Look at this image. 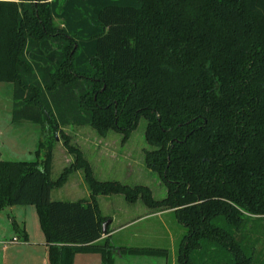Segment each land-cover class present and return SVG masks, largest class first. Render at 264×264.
<instances>
[{"label":"trees","instance_id":"1","mask_svg":"<svg viewBox=\"0 0 264 264\" xmlns=\"http://www.w3.org/2000/svg\"><path fill=\"white\" fill-rule=\"evenodd\" d=\"M0 81L14 83L13 119L41 125L35 159L0 158V210L36 205L49 264H74L78 252H99L101 264L168 254L103 237L98 195L110 193L175 212L188 228L179 264H264L257 238L238 233L264 225V0H0ZM141 117L163 198L96 177L63 129L128 137ZM59 139L74 159L53 179ZM77 169L90 197L53 199Z\"/></svg>","mask_w":264,"mask_h":264},{"label":"rangeland","instance_id":"2","mask_svg":"<svg viewBox=\"0 0 264 264\" xmlns=\"http://www.w3.org/2000/svg\"><path fill=\"white\" fill-rule=\"evenodd\" d=\"M12 81H0V158L35 159L36 148L41 136V125L28 120L13 119ZM147 120L141 117L137 127L128 137L121 130L110 129L100 134L92 125L84 124L80 129L74 124L66 125L72 134V142L80 145L91 160L96 175L101 179H119L123 182L147 184L156 198L167 195V185L157 171L145 161L146 148H151L145 137ZM89 127V128H87ZM89 133H85L87 130ZM57 141L51 177L57 179L64 167L73 159L63 142ZM106 145L109 150L100 155L94 144ZM132 153L129 159L126 155ZM71 159V160H70ZM53 199L89 198V187L82 169L74 170L69 179L61 186L53 187ZM98 199L104 213L114 216L111 228H116L112 241L120 245H149L168 249L167 255L149 256L140 254H116V264H179L177 255L179 243L187 233V226L179 221L172 209L162 215L154 214L141 199L130 202L122 193L99 194ZM251 221L246 228L238 231L244 242L257 238L254 249L256 257L264 259V225L259 230L252 228Z\"/></svg>","mask_w":264,"mask_h":264},{"label":"crops","instance_id":"3","mask_svg":"<svg viewBox=\"0 0 264 264\" xmlns=\"http://www.w3.org/2000/svg\"><path fill=\"white\" fill-rule=\"evenodd\" d=\"M66 125H70V124L63 125V129L65 131H66L65 127H67ZM74 125H75L74 127L79 126V129H80L84 124H74ZM87 128L83 129V130H87L85 131V133L87 132L89 133ZM69 134L72 137V134L71 133ZM78 146L83 150V148L80 145ZM94 150L98 151L100 155H103L105 154L104 151L109 150V148L106 147V145L95 143ZM126 155L129 157V159H132L134 157L132 153H127ZM53 157H54V154H53ZM144 157H145V153H144ZM73 159H74V155H73ZM73 159L72 160L70 159L71 162L73 161ZM89 161L91 162L90 159ZM71 162L69 164H71ZM52 165H53V161H52ZM92 167H93V164H92ZM93 170L96 175L94 167H93ZM71 173L69 174V177ZM96 177L98 176L96 175ZM90 194H91V190L89 188V197H90ZM152 212L154 214L162 215L163 213L167 212V210L159 209V210H153ZM103 214L108 215L109 217L107 219H110L109 231L104 233L103 237L110 235L111 238H113L116 228L115 229L111 228L110 225L114 220V216H112L111 214H106L104 212ZM149 256H154V255H149ZM156 256H162V255H156ZM0 264H49L48 243L46 241L45 233L40 224L38 210H37L36 205L34 204H14V205H8L0 210ZM74 264H101V254L96 251L78 252L74 258ZM115 264H116V260H115Z\"/></svg>","mask_w":264,"mask_h":264},{"label":"water","instance_id":"4","mask_svg":"<svg viewBox=\"0 0 264 264\" xmlns=\"http://www.w3.org/2000/svg\"><path fill=\"white\" fill-rule=\"evenodd\" d=\"M110 222V219H106L104 222H103V231L104 233L107 232V224Z\"/></svg>","mask_w":264,"mask_h":264},{"label":"built area","instance_id":"5","mask_svg":"<svg viewBox=\"0 0 264 264\" xmlns=\"http://www.w3.org/2000/svg\"><path fill=\"white\" fill-rule=\"evenodd\" d=\"M15 238H17V237H15Z\"/></svg>","mask_w":264,"mask_h":264}]
</instances>
